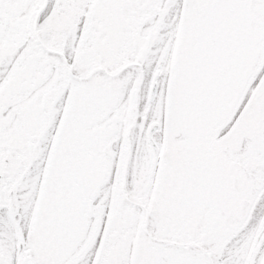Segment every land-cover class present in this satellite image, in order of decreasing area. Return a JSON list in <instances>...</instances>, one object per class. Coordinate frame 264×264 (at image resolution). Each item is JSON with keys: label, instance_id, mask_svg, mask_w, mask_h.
<instances>
[{"label": "snow or ice", "instance_id": "6c2138e0", "mask_svg": "<svg viewBox=\"0 0 264 264\" xmlns=\"http://www.w3.org/2000/svg\"><path fill=\"white\" fill-rule=\"evenodd\" d=\"M0 264H264V0H0Z\"/></svg>", "mask_w": 264, "mask_h": 264}]
</instances>
